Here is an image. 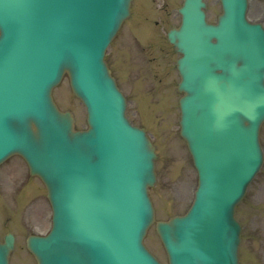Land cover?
Listing matches in <instances>:
<instances>
[{"label":"rangeland","instance_id":"374dc122","mask_svg":"<svg viewBox=\"0 0 264 264\" xmlns=\"http://www.w3.org/2000/svg\"><path fill=\"white\" fill-rule=\"evenodd\" d=\"M257 0H252V4ZM264 3V0H258ZM181 0H162L161 1V17L159 20L162 21L159 24V27L168 28L174 24H176L179 20V16L177 15L176 9L179 6ZM207 3V14L210 21H214L216 14L220 10L218 0H206ZM154 5L159 8L160 5L157 4V0L154 1ZM161 34V32L159 33ZM159 39V38H157ZM120 40L119 38L114 52V56L110 57L111 59V67L113 72L121 85L124 86L129 92L132 93V96L129 98L130 100L133 98L134 85L131 80L124 79L120 71L118 69L119 66V56H120ZM164 65L165 71H168L170 68V59L166 57L161 60ZM169 79V76L167 75ZM174 81V76L172 77V82ZM176 96H172L171 100L173 102V123L171 127V131L165 139L167 142L166 145L169 147L171 145L173 149H169L172 154H174V159L172 156L167 155L166 153L162 154V159L160 163L159 159V176L157 185L151 190L152 195L157 200L159 207L164 210H169L172 206L173 210H183L188 201L190 200L195 181V172L190 164V157L186 150L185 144L178 136V125H177V117H178V109L176 105ZM61 106L63 108L69 107V102L67 99L59 100ZM133 108L131 107V112L129 110V115L135 120L136 118L132 114ZM82 115V114H81ZM149 117L151 119L152 115ZM261 145L264 152V126L261 130ZM15 161V162H14ZM24 174L26 175V170L24 171L23 165L19 162L18 158H14L7 163H5L0 170V184L2 188H5L6 191L10 190V186L12 180L15 183L20 181ZM34 197V203L41 204L42 195L40 192H36L35 189L30 191L29 198ZM156 202V203H157ZM262 203L264 202V165L262 167L261 173L254 180V182L249 187L247 195L244 201L241 203L239 207V219L243 225V240L245 235V249H249L254 251L256 262L252 264H263L260 258L261 249L264 248V225L262 224L261 219L263 217H258L255 219L247 218L245 225L243 220V211L249 206L250 203ZM15 215L20 219L22 217V211L15 213ZM49 218V210L47 208V212L43 217L38 218L42 221L40 222H32L25 226L24 229L16 228L15 233L18 236L19 240H22L26 233L29 232H42V228L47 226ZM1 234L5 232L0 227ZM152 237V234L151 236ZM147 240L148 245L157 253L161 258H164L163 252L155 245L153 240ZM261 247V249H260ZM260 250V251H259ZM17 258V257H16ZM16 264H26V262H19L16 260Z\"/></svg>","mask_w":264,"mask_h":264},{"label":"water","instance_id":"95a60500","mask_svg":"<svg viewBox=\"0 0 264 264\" xmlns=\"http://www.w3.org/2000/svg\"><path fill=\"white\" fill-rule=\"evenodd\" d=\"M249 61L252 64L251 68H253L254 69V72L256 73L255 75L258 76V77L253 78V80H252V86H257V84L259 82V78H260V67L261 68H264V58L261 57L260 62H259L260 66L257 63H255L254 61L250 60V59H249ZM244 77L248 80V76L244 75ZM263 79H264V70L262 71L261 86L258 85V87H257V93L255 94L256 98L259 99V100H261V101H264V88H263L264 85H263ZM219 105L222 106V107H224L225 106V102L224 101H219ZM218 112H220L219 109H218V105H213L212 104L211 105L210 114L204 115L203 118L206 121L210 122L212 119L215 118V116H217L219 114ZM249 113L250 112H248V111L245 110V114L246 115H248ZM198 114H200V111H198ZM257 117H259V116H257ZM257 117L255 119H257ZM255 119H253L252 121H254ZM196 133H197L198 136H201L202 135V132L200 130H198ZM187 141L189 142V144H191V142H190L189 139H187ZM74 160L78 161V158L74 157ZM150 216H151V214L149 212L148 217H150Z\"/></svg>","mask_w":264,"mask_h":264}]
</instances>
